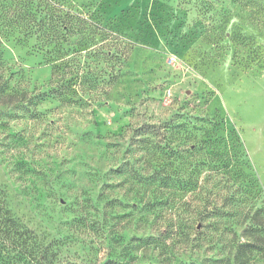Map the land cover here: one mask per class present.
Here are the masks:
<instances>
[{"label": "rangeland", "instance_id": "obj_1", "mask_svg": "<svg viewBox=\"0 0 264 264\" xmlns=\"http://www.w3.org/2000/svg\"><path fill=\"white\" fill-rule=\"evenodd\" d=\"M68 1L92 26L55 44L9 30L2 21L21 5L0 0L11 7L0 9V56L13 89H49L47 59L64 49L57 76L72 78L82 99L96 94L83 104L90 118L49 98L37 105L42 118L0 104V264H147L140 250L129 253L126 210L98 196L114 187L126 203V163L139 157L129 150L131 128L180 109L222 119L219 137L237 132L247 191L257 194L237 199L264 205V0ZM84 189L89 201L79 197ZM250 264H264V254Z\"/></svg>", "mask_w": 264, "mask_h": 264}, {"label": "trees", "instance_id": "obj_2", "mask_svg": "<svg viewBox=\"0 0 264 264\" xmlns=\"http://www.w3.org/2000/svg\"><path fill=\"white\" fill-rule=\"evenodd\" d=\"M11 2L21 6H14L2 22L9 30L20 27L25 37L35 35L58 44L69 40L76 27L81 31L87 23L92 26L68 0ZM10 8V4H0V9ZM68 52L50 54L47 62L54 78L49 89L33 96L11 87L12 77L3 75L0 56V98L6 100L0 104L7 107L5 111L42 118L37 105L49 98L64 105L77 104L90 118L92 109L86 111L83 104H89L95 92L88 91L82 99L72 78L57 76L64 61L58 56ZM105 55L113 57L110 52ZM180 110L171 120L131 128L129 150L131 156L138 153L139 157L126 163V203L117 202L114 187L106 188L98 198L109 210L118 206L126 210L129 253L134 257L140 250L147 264H250L255 253L264 254V205L242 206L237 199L242 196L243 201L250 193L257 196L247 191L249 185L242 175L241 167L248 164L245 148L234 129L225 137L218 136L223 120L215 114L199 119ZM90 191L80 193L82 201L90 200Z\"/></svg>", "mask_w": 264, "mask_h": 264}]
</instances>
